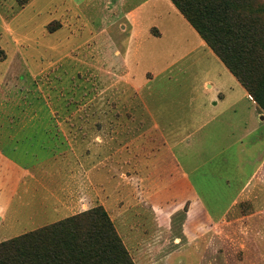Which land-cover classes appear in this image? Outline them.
Masks as SVG:
<instances>
[{"label": "rangeland", "instance_id": "rangeland-1", "mask_svg": "<svg viewBox=\"0 0 264 264\" xmlns=\"http://www.w3.org/2000/svg\"><path fill=\"white\" fill-rule=\"evenodd\" d=\"M28 1L0 0L5 14L22 13L12 23L14 26L16 22L26 25L24 17L31 13L21 11L23 6L27 8ZM243 4V8L239 5L236 8L256 13L262 23L263 47L260 46L259 60L251 71L258 95H250L257 104L260 119L264 120V0H244ZM55 27L56 23L50 25V29ZM22 45L21 53L32 63L24 68L9 66L12 74L0 86L4 91L2 104L6 103L0 111V121L18 125L15 130L1 131L3 136L8 131L15 132L18 138L16 145L5 147L19 148L18 163L27 168L24 175L10 171L0 180L3 193L14 197L17 218L47 225L86 211H104L129 262H134L133 246L124 237L125 228L149 238L157 228L168 229L169 221L173 220L174 234H186L187 227L199 232L201 225L184 223L187 218L204 217L200 207L189 208L191 200L200 201L202 194L191 192L185 180L171 175L178 164L164 155L160 132L145 127L148 118L137 111L138 90L128 76L130 71L137 74L140 84L153 78L141 91L152 104L153 97L163 98L170 86L184 83V78L193 73L188 64L191 59L170 64L178 49L169 52L163 48L157 49L164 52L159 58L162 62L154 64L150 56L155 43L147 42L140 50L142 56L134 59L137 63L91 65L74 62L72 41L64 45L67 49L62 45L42 49L39 39H24ZM64 51L69 52L65 57ZM6 67L0 62V72ZM147 71L149 76L145 74ZM257 148H264V144ZM233 150L229 149L228 154ZM222 156L218 154L204 165L205 171L214 170L210 177L213 185L219 183L218 176L223 172ZM229 165L232 174L234 161ZM238 181L239 178L234 179L233 185L237 186ZM232 195L223 194L221 201H229ZM236 207L232 215L240 219L227 226L230 238L227 237L226 249L230 254L225 260L233 262L240 258L242 264H264V209L255 210L246 202ZM86 225H92L91 221L87 220ZM192 246L185 249L192 255L190 261L196 264L200 256ZM198 247L202 248L200 241ZM178 258L173 257L172 263ZM108 264L117 263L111 260Z\"/></svg>", "mask_w": 264, "mask_h": 264}, {"label": "crops", "instance_id": "crops-1", "mask_svg": "<svg viewBox=\"0 0 264 264\" xmlns=\"http://www.w3.org/2000/svg\"><path fill=\"white\" fill-rule=\"evenodd\" d=\"M22 9L21 12L31 13L24 17L26 25L16 22L14 26L12 23L22 13L5 14L0 5V62L7 66L0 72V86L12 74L9 66L24 68L32 63L21 53L24 39H39L42 49L59 45L67 49L64 45L72 41L74 62L79 64L128 66L142 56L140 50L147 42L155 43L150 56L154 64L162 62L159 58L164 52L157 49L163 48L169 52L178 49L170 64L191 59L188 64L193 73L184 78V83L170 86L163 98L150 99L152 104L141 91L153 78L140 84L137 74L130 71L128 76L138 90L137 111L148 118L145 127L160 132L164 155L178 164L177 171L171 175L185 180L191 192L202 194L200 201L191 200L189 208L200 207L204 217L187 218L184 223L198 224L201 228L197 232L187 227L186 234H174L170 220L168 229L157 228L148 239L126 228L124 237L133 246L131 255L135 264H173V257H179L175 264H194L190 261L192 255L185 249L193 244V251L200 256L196 264H242L240 258L233 262L225 260L230 254L226 249L230 238L227 226L235 225L240 219L232 215L239 203H249L255 210L264 209V148H257L264 144V120L260 119L257 104L247 89L175 3L172 0H29L27 8ZM52 23L56 27L50 29ZM67 54L63 52L64 57ZM148 73L145 74L149 76ZM3 92L0 87V111L6 106L2 104ZM17 126L16 122L0 121V180L10 171L21 175L27 171L26 165L18 163L19 148L5 147L17 144L15 132L8 131L6 136L1 133ZM232 148L233 152L228 154ZM218 154L223 155L220 161L223 172L217 175L219 183L213 185L210 177L214 170L209 173L204 165ZM232 161L231 174L228 168ZM236 178H239L237 186L233 185ZM3 191L0 186V241L46 224L18 219L14 197ZM229 193L233 194L229 201H221V196ZM199 241L202 248L198 247ZM238 243L241 244L240 238Z\"/></svg>", "mask_w": 264, "mask_h": 264}, {"label": "trees", "instance_id": "trees-1", "mask_svg": "<svg viewBox=\"0 0 264 264\" xmlns=\"http://www.w3.org/2000/svg\"><path fill=\"white\" fill-rule=\"evenodd\" d=\"M214 52L257 97L251 71L262 45L259 16L244 0H172ZM87 220L92 225H86ZM86 221V222H85ZM104 211L92 210L0 241V264H135Z\"/></svg>", "mask_w": 264, "mask_h": 264}]
</instances>
